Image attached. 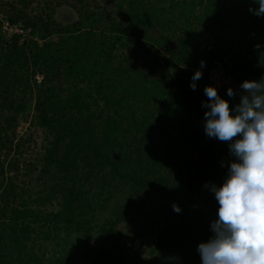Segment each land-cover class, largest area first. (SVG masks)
<instances>
[{"label": "trees", "instance_id": "16d2710c", "mask_svg": "<svg viewBox=\"0 0 264 264\" xmlns=\"http://www.w3.org/2000/svg\"><path fill=\"white\" fill-rule=\"evenodd\" d=\"M59 6L77 19L57 21ZM258 7L253 0H0V264H58L37 251L74 235L69 260L128 264L120 233L140 215L141 193L155 210L141 214L140 231L159 227L145 264H197L195 249L212 236L213 220L196 187L208 172L222 185L234 159L230 142L205 136L207 73L221 62L237 82L264 77V47L256 48L264 46V17L249 11ZM203 36L212 42L201 50ZM194 68L202 82L186 93L183 77ZM24 123L45 134L42 172L54 173L37 199L19 177L34 141L22 135ZM179 141L200 159L186 172ZM127 187L129 201L98 224ZM154 195L165 202L155 207ZM58 198V212L43 210Z\"/></svg>", "mask_w": 264, "mask_h": 264}, {"label": "clouds", "instance_id": "9594fccd", "mask_svg": "<svg viewBox=\"0 0 264 264\" xmlns=\"http://www.w3.org/2000/svg\"><path fill=\"white\" fill-rule=\"evenodd\" d=\"M253 2L259 7L249 11L264 17V0ZM262 47L256 45L257 49ZM259 66L264 67V52L260 53ZM204 67L206 62L201 61V69ZM203 74L197 70L192 76L193 91ZM240 90L238 103H233L237 93L232 88L227 90L231 101L214 86L204 89L205 134L230 142L234 159L223 184L210 185L219 204L218 218L211 223L212 236L198 245L202 264H264V77L244 81ZM173 210L182 211L175 204Z\"/></svg>", "mask_w": 264, "mask_h": 264}, {"label": "rangeland", "instance_id": "374dc122", "mask_svg": "<svg viewBox=\"0 0 264 264\" xmlns=\"http://www.w3.org/2000/svg\"><path fill=\"white\" fill-rule=\"evenodd\" d=\"M54 17L57 21L61 23H72L77 19L76 13L67 6H59L56 8L54 12ZM4 32L9 37L11 34H13L12 29L7 28L4 29ZM211 38L209 36H203L199 40V45L201 46V50L208 49L211 45ZM201 65V63H199ZM199 69V68H197ZM197 69H193L194 73L197 71ZM243 75V73H242ZM193 76V75H192ZM192 76L190 77H183V81L187 84L186 93L191 89L190 84L192 82ZM42 78L40 79V81ZM202 80H198L196 83L197 85L200 84ZM221 96L224 99L228 100L227 96H224L221 94ZM231 106V104H230ZM34 127V126H33ZM35 128H30L29 124L24 123L23 128L21 130L22 135H27L29 132L33 135V140L28 148H26V153L24 157V163L22 164V171L20 172V179L23 180L25 183L29 184L31 187V191L33 193V199H37V197H44L47 193L50 187L53 185L54 180L52 178V175L54 173L43 174V159H44V143L45 140V134L42 133V131L36 129L37 132L34 131ZM205 136H207L205 134ZM234 140L237 139L233 138ZM225 143V142H224ZM169 152H172L170 150ZM175 152L180 155V160L182 161V166L185 168V171H187L188 166L192 164L193 161H199L198 154L193 151V149L187 147L184 143V141H179L176 143ZM1 157V156H0ZM12 157V156H11ZM6 158V157H5ZM5 158L2 159V161L5 160ZM10 159V158H9ZM175 160L171 158V162L174 164ZM30 165H33L34 167L31 168ZM187 167V168H186ZM34 170V174H32L30 177H22V174L27 173L28 170ZM54 171V170H53ZM216 178L211 176V172H208L203 178V180L200 181V184L196 187V198L198 201V205L200 207H204L208 210L210 217L213 221H215L218 216V208L219 204L214 198V194L210 191V185L215 184ZM205 185H209V187H205ZM98 189V188H97ZM91 190L92 192H95V190ZM130 195H133V191L131 188H126L121 190V192L113 199V201L108 205L109 209L105 211L102 218L99 217L98 224H101L104 222V220L108 219L113 211V208L117 204H124L129 201ZM151 201L153 202L155 207H159L164 200V195L157 196L154 195L151 198ZM145 201V205L142 207L141 211H139V216H134L136 220H133V217L130 216V218L126 221V225L124 229H122V232L120 233V242H126V256H127V262L128 264H145L147 261H150V251L156 246L157 237H158V229L159 227L156 225H153L150 227L148 231H140L139 227L141 225V222L139 220L142 219V213L146 211H153L155 208H153L150 204V200H146V197L144 194H139V197L136 201L140 202ZM61 209L60 206V199H54L53 202L50 205H47L43 208L45 212H58ZM134 215V214H133ZM145 217V215H144ZM138 220V221H137ZM189 223L192 225L194 222L189 221ZM70 237V236H69ZM77 237L71 236L66 243L62 241V237H59L57 241H45L42 242V249L40 251H37L38 255L44 259L45 262H48L50 260H55L58 264H74V263H82V258H72L70 254L73 253V245L75 244ZM91 246L93 248H97V240L100 238H92ZM59 243V245H58ZM77 243V241H76ZM76 245V244H75ZM198 246L196 247V252H198ZM197 264H202V261L199 260Z\"/></svg>", "mask_w": 264, "mask_h": 264}, {"label": "built area", "instance_id": "2783aa9c", "mask_svg": "<svg viewBox=\"0 0 264 264\" xmlns=\"http://www.w3.org/2000/svg\"><path fill=\"white\" fill-rule=\"evenodd\" d=\"M7 28H9L8 25H6L4 29ZM14 31L15 33L18 34H24V31L22 29H19L18 27L15 28ZM207 79L210 86L216 87L219 93H222L228 88H232L237 93L236 100L239 101L240 92H241L240 85L242 83L235 81L233 77L230 74H228L226 67L224 66L223 63L221 62L215 63V66L208 71Z\"/></svg>", "mask_w": 264, "mask_h": 264}]
</instances>
